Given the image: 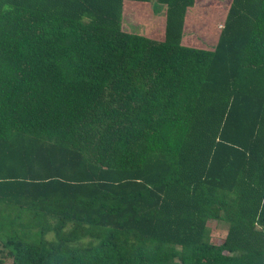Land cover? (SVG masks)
<instances>
[{
	"label": "trees",
	"instance_id": "trees-1",
	"mask_svg": "<svg viewBox=\"0 0 264 264\" xmlns=\"http://www.w3.org/2000/svg\"><path fill=\"white\" fill-rule=\"evenodd\" d=\"M125 1L0 0V264H264V0Z\"/></svg>",
	"mask_w": 264,
	"mask_h": 264
},
{
	"label": "rangeland",
	"instance_id": "rangeland-1",
	"mask_svg": "<svg viewBox=\"0 0 264 264\" xmlns=\"http://www.w3.org/2000/svg\"><path fill=\"white\" fill-rule=\"evenodd\" d=\"M204 3L205 0H200ZM207 4L189 7L183 28L182 43L187 46L212 49L217 41L230 0H209ZM200 2V3H201ZM164 7L159 4L126 0L124 2L123 29L162 38ZM209 241L220 244L226 234L225 222L208 220Z\"/></svg>",
	"mask_w": 264,
	"mask_h": 264
},
{
	"label": "crops",
	"instance_id": "crops-1",
	"mask_svg": "<svg viewBox=\"0 0 264 264\" xmlns=\"http://www.w3.org/2000/svg\"><path fill=\"white\" fill-rule=\"evenodd\" d=\"M230 2H231V0H230ZM229 7V6H228ZM123 14H124V5H123ZM184 26H185V23H184ZM222 27V23H221V25H220V28ZM220 30V29H219ZM150 37V36H149ZM161 39H163V35H162V38ZM161 39H158V40H161ZM181 43H182V40H181ZM183 44V43H182Z\"/></svg>",
	"mask_w": 264,
	"mask_h": 264
}]
</instances>
